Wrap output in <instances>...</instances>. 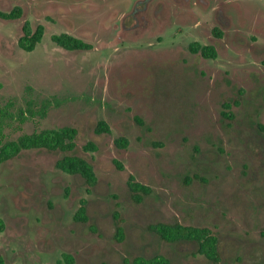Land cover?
<instances>
[{"label": "rangeland", "instance_id": "rangeland-1", "mask_svg": "<svg viewBox=\"0 0 264 264\" xmlns=\"http://www.w3.org/2000/svg\"><path fill=\"white\" fill-rule=\"evenodd\" d=\"M235 1L192 0L187 24L172 16L164 31L143 36L132 30L139 0H33L16 23L0 18V136L74 126L77 152L97 174L90 187L47 149L0 163L3 264H129L157 254L215 264L197 240L169 242L151 230L159 221L211 227L219 264H264V0ZM240 8L246 22L232 20ZM214 15L227 36L218 57L205 58L190 43ZM23 19L46 27L32 51L18 42ZM120 22L131 29L118 32ZM66 30L93 48L61 47L52 36ZM234 100L226 117L223 103ZM101 119L111 133L95 131ZM120 135L127 148L115 144ZM88 142L97 149L86 151ZM130 175L152 188L141 202ZM82 199L88 222L74 218Z\"/></svg>", "mask_w": 264, "mask_h": 264}, {"label": "trees", "instance_id": "trees-1", "mask_svg": "<svg viewBox=\"0 0 264 264\" xmlns=\"http://www.w3.org/2000/svg\"><path fill=\"white\" fill-rule=\"evenodd\" d=\"M21 14V9L18 7L16 11L6 13L1 12L3 17L16 16ZM218 35H222L219 28H215ZM219 31V32H218ZM45 28L40 26L38 29L33 30L29 28L20 39V46L27 51H32L36 48L37 44L42 40ZM53 40L61 47L67 50L81 51L93 48L92 43L84 40L81 37L62 32L53 34ZM190 50L193 53H199L205 58H216L218 51L214 45H202L199 42H193L190 45ZM239 103L237 100L225 101L223 106L226 110L223 114L226 117L232 118L233 113L231 108L234 104ZM32 112V110L30 111ZM5 110L0 105V115H4ZM24 114V113H22ZM45 114V113H43ZM7 115V114H6ZM97 133H111L110 124L106 120L97 121L95 127ZM78 129L74 126H62L57 128H47L36 130L32 133H25L20 135L17 139L8 140L4 135L0 136V163L6 162L24 150V149H47L60 154L56 161V166L68 173L81 174L87 184L92 187L97 182V174L95 167L91 160L77 152L78 143ZM115 144L121 148H127L130 141L127 137L120 135L115 138ZM86 151L96 150L97 146L93 142H88L84 145ZM123 168L122 165H119ZM128 185L132 191V197L137 202H141L144 195L149 194L152 188L141 181L136 176L130 175ZM90 190V189H89ZM87 201L82 199L81 205L78 208L74 218L75 220L88 222L89 216L87 214ZM116 218V236L119 241L125 238V228L123 219L119 213L115 214ZM91 228L96 231V227L91 225ZM151 230L158 233L164 240L174 242L182 239H194L199 242V252L204 254L208 259L215 264L221 262V254L219 251V238L214 230L209 226H195L191 224H182L180 222L168 223L159 221L150 225ZM6 229L5 219L0 217V231ZM69 261H73V256H67ZM128 262V260H127ZM0 263L3 264V259L0 257ZM129 264H170V260L163 254H157L151 257L135 256Z\"/></svg>", "mask_w": 264, "mask_h": 264}, {"label": "flooded vegetation", "instance_id": "flooded-vegetation-1", "mask_svg": "<svg viewBox=\"0 0 264 264\" xmlns=\"http://www.w3.org/2000/svg\"><path fill=\"white\" fill-rule=\"evenodd\" d=\"M32 1L33 0H28V3L25 4L22 0H0V18L5 21L8 20L11 23L12 22L16 23L19 19H21L25 15L26 8H28V6L30 7ZM139 1L142 2L143 9H140L139 14L136 16L137 21L134 25H132V30L135 28L136 30L141 32L140 34L141 36L150 35L152 32L155 31L157 32L164 31L166 29L167 23L171 22L170 19L172 18V16H175L176 23L180 21L183 24H187V16L191 18V14L189 13V11H187V7L192 5V0H139ZM197 1L202 3L199 5L207 6L210 5L211 1L212 2L214 1V3H217V7L221 6L220 0H197ZM234 2L236 1L234 0ZM18 7L21 9L20 15L10 16V17H3L1 15V12L10 13L16 11V8ZM180 7H184L183 9L185 10V12L179 11ZM241 11L242 9L240 8V11L236 15V18H234V16L231 15L233 21L240 23H242L243 21L246 22L245 18H243L242 20ZM183 16H185L186 19L182 18ZM213 21H214V25L212 28L209 27V23L201 22V26H202L201 29L198 28L194 33L196 36L193 37L195 38V40L198 41H192L191 43L199 42L202 45H209V44L214 45L219 54V42L225 40V37L227 36V30L224 28L222 23L217 19L215 15L213 17ZM40 26H43L46 29L44 23L41 22L38 23L36 28L34 29L29 19H23V24L21 27L23 33L20 36L18 42L20 43V39L25 34L26 30H29V28L36 30ZM215 28H219L220 29L219 31H222V35H218ZM124 29L128 31L129 29H131V27H126L124 23L120 22L117 31L121 32L124 31ZM66 32L69 33L70 31L66 30ZM201 38H203L206 41H201Z\"/></svg>", "mask_w": 264, "mask_h": 264}]
</instances>
